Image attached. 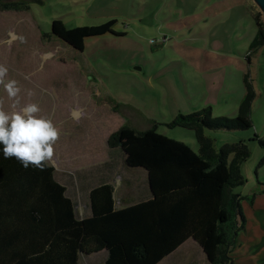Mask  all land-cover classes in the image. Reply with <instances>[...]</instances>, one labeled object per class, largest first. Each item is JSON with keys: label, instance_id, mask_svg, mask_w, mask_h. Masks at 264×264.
<instances>
[{"label": "rangeland", "instance_id": "rangeland-1", "mask_svg": "<svg viewBox=\"0 0 264 264\" xmlns=\"http://www.w3.org/2000/svg\"><path fill=\"white\" fill-rule=\"evenodd\" d=\"M14 1L19 0H3ZM9 12L0 11V65L8 68L6 80L17 81L20 103L13 109L2 85L0 102L7 112L36 103L39 115L60 129L48 162L58 170V181L67 185L64 174L71 175L79 191L94 173L93 156L97 168L107 162L106 141L123 126L153 129L197 154L194 133L168 124L208 107L212 117L235 118L247 78L255 93L252 128L204 133L217 151L235 141L249 145L251 155L242 166L245 185L234 193L256 187V172L264 175L258 167L264 150L252 141L264 140V46L248 53L257 33L254 13L261 22L264 16L252 0H40L31 1L28 11ZM55 21L67 30L115 21V34L86 39L80 52L51 35ZM9 33L25 42L9 44ZM73 109L82 110L79 120ZM191 242L182 250L188 255ZM172 260L181 261L176 254L163 264Z\"/></svg>", "mask_w": 264, "mask_h": 264}, {"label": "trees", "instance_id": "trees-1", "mask_svg": "<svg viewBox=\"0 0 264 264\" xmlns=\"http://www.w3.org/2000/svg\"><path fill=\"white\" fill-rule=\"evenodd\" d=\"M31 1L40 3L0 1V11H28ZM259 17L254 13L257 33L248 56L264 46ZM114 23L67 30L55 21L51 35L82 52L86 39L115 34ZM245 87L235 118L212 117L208 107L168 124L194 133L197 154L153 129L123 126L110 134L108 155L123 192L116 202L113 185L94 187L87 215L57 181L52 166L24 168L15 158L5 159L0 144V264H80L85 258L87 264H161L176 254L187 259L181 264H233L231 254L246 225L242 203L252 204L254 198L234 189L245 185L242 166L251 152L243 141L217 151L204 132L252 128L255 93L247 78ZM252 141L264 149V140ZM263 163L264 158L259 166ZM138 179L141 185L135 186ZM189 241L200 253L195 247L190 255L179 250Z\"/></svg>", "mask_w": 264, "mask_h": 264}, {"label": "clouds", "instance_id": "clouds-1", "mask_svg": "<svg viewBox=\"0 0 264 264\" xmlns=\"http://www.w3.org/2000/svg\"><path fill=\"white\" fill-rule=\"evenodd\" d=\"M9 41L19 39L21 43L25 38L9 33ZM51 53L45 58H50ZM8 68L0 65V85L3 86L9 99L13 100V109L19 106L21 89L16 80H6ZM28 95H32L31 92ZM41 109L36 103H29L19 110L7 112L0 102V144L3 145L5 159L15 158L24 168L30 165L43 170L45 164L53 160L54 146L60 138V129L53 121L39 115ZM82 110L73 109V119L79 120Z\"/></svg>", "mask_w": 264, "mask_h": 264}, {"label": "crops", "instance_id": "crops-1", "mask_svg": "<svg viewBox=\"0 0 264 264\" xmlns=\"http://www.w3.org/2000/svg\"><path fill=\"white\" fill-rule=\"evenodd\" d=\"M222 1H226V0H222ZM9 13H13V12H9ZM255 129L257 130V128ZM262 129L264 132V126ZM256 135L258 137L257 132ZM93 158L92 161L89 162V164L91 165L95 164L94 165L95 170L93 169L94 173H92L91 176L86 177L85 180L79 185L80 186L79 191H76L73 184H71L72 183V181H70L71 175L69 176L67 174H64L65 176L64 180L67 181V185L63 181L62 182L59 181V183H61L66 188L70 199L73 202H76L78 204V207L81 208L83 207V210L85 209L86 215L89 214V193L91 189L103 183H108L113 185V188L115 190V196L116 195L118 196L117 190L122 191L121 180L118 178L119 180L117 181L115 178L117 170H114V167L113 168L111 167L113 162L115 163V160L109 158L107 162L102 163V165L99 168H97L98 165L97 159L95 160ZM263 158H264V151L262 152V156H261V159ZM258 167L259 169L263 170L264 163ZM54 169L56 170V172H58L56 168ZM67 178L69 179V181ZM68 184L71 186L70 191H68L67 188ZM138 185H141V181L139 179L137 181V185L135 186ZM255 186L256 187H253V189L250 190L247 194L245 195L242 193L239 194L240 196L254 195V198L252 204H248V202L246 201H243L242 203V210L246 219V225L243 234H240L238 236L237 246L234 249L233 253L231 254L233 258V264H264V175L260 176L258 171L256 172ZM119 196H121L120 193ZM146 196L147 195H145L144 197L146 198ZM80 197H82L81 200ZM132 197H133L132 194L131 196L125 197V201L132 199ZM184 246L179 250L181 251L184 250L183 249ZM187 247H191L190 250L192 251V249L195 246L190 245ZM195 251L199 252L198 248H196ZM199 255L203 259H205L203 255L201 254ZM167 259L168 258L164 259L161 264H163ZM180 260L183 262L187 261V259L184 258H180ZM181 261L175 262L172 260L170 264H181Z\"/></svg>", "mask_w": 264, "mask_h": 264}, {"label": "water", "instance_id": "water-1", "mask_svg": "<svg viewBox=\"0 0 264 264\" xmlns=\"http://www.w3.org/2000/svg\"><path fill=\"white\" fill-rule=\"evenodd\" d=\"M3 1V0H0ZM264 16V0H252Z\"/></svg>", "mask_w": 264, "mask_h": 264}]
</instances>
